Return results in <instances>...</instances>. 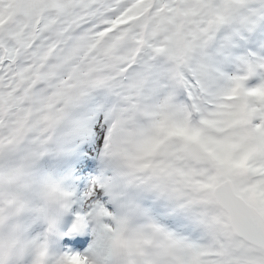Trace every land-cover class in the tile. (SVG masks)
Wrapping results in <instances>:
<instances>
[{"label":"snow or ice","instance_id":"snow-or-ice-1","mask_svg":"<svg viewBox=\"0 0 264 264\" xmlns=\"http://www.w3.org/2000/svg\"><path fill=\"white\" fill-rule=\"evenodd\" d=\"M0 264H264V0H0Z\"/></svg>","mask_w":264,"mask_h":264},{"label":"clouds","instance_id":"clouds-1","mask_svg":"<svg viewBox=\"0 0 264 264\" xmlns=\"http://www.w3.org/2000/svg\"><path fill=\"white\" fill-rule=\"evenodd\" d=\"M49 203H50V205L55 206V204L57 203V194L56 193H51L49 195ZM14 246H19V247L26 246V240H25V238H24L22 233L18 234L15 237ZM5 248H6V252H7L8 251V241H7V239L5 240Z\"/></svg>","mask_w":264,"mask_h":264}]
</instances>
